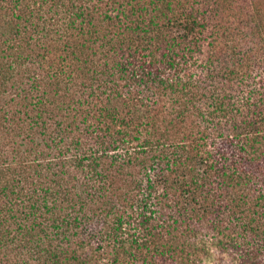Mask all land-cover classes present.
I'll return each mask as SVG.
<instances>
[{
  "label": "trees",
  "instance_id": "16d2710c",
  "mask_svg": "<svg viewBox=\"0 0 264 264\" xmlns=\"http://www.w3.org/2000/svg\"><path fill=\"white\" fill-rule=\"evenodd\" d=\"M214 202L264 264V0H0V264H200Z\"/></svg>",
  "mask_w": 264,
  "mask_h": 264
},
{
  "label": "rangeland",
  "instance_id": "374dc122",
  "mask_svg": "<svg viewBox=\"0 0 264 264\" xmlns=\"http://www.w3.org/2000/svg\"><path fill=\"white\" fill-rule=\"evenodd\" d=\"M217 187V182H214L211 185V188L215 190ZM227 201V200H226ZM253 202V200L251 199ZM256 202V200H254ZM255 204V203H254ZM225 205V201H224ZM223 203H215L209 209V214L211 215L210 219L212 222V226L210 222H203V226L200 222L198 225V230L196 232L197 236H205L208 239V246L210 247V252L207 254V250L202 251L200 256H203V261L200 264H245L244 258H246V251L250 250V246L252 245L251 239L246 235V233L239 228L232 230L233 224L230 221V217L233 216V212L236 208L231 206H227L228 211L225 212V206ZM221 206V208H219ZM223 208V215L222 213H217V211H222ZM208 216V215H207ZM209 217V216H208ZM194 220L198 221V216H194ZM264 220V217L261 219ZM213 221L219 222L221 226L217 228L213 227ZM260 221V220H257ZM264 222V221H263ZM264 228V225H263ZM221 230V231H219ZM222 232V233H220ZM196 236V235H195ZM234 238L235 241L232 243L234 245L229 244L230 240ZM212 240L214 241L215 245L211 244ZM221 240V244L218 242ZM255 240V239H254ZM253 240V241H254ZM229 244V246L227 245ZM254 247L258 248L256 242L253 243ZM229 248L228 250L222 249ZM261 260L264 262V247L261 250ZM245 261V262H244Z\"/></svg>",
  "mask_w": 264,
  "mask_h": 264
}]
</instances>
